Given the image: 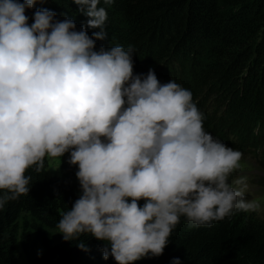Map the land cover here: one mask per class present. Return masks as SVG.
Masks as SVG:
<instances>
[{"label": "clouds", "instance_id": "9594fccd", "mask_svg": "<svg viewBox=\"0 0 264 264\" xmlns=\"http://www.w3.org/2000/svg\"><path fill=\"white\" fill-rule=\"evenodd\" d=\"M37 2L0 0V210L30 193L29 169L66 153L82 194L56 233L103 241L117 264L162 255L181 217L203 226L261 210L246 198L247 177L232 178L243 153L205 131L190 90L151 69L135 74L131 47L96 50L107 37L101 0H70L89 17L80 30L47 8L29 24ZM88 28L100 29L96 39Z\"/></svg>", "mask_w": 264, "mask_h": 264}, {"label": "trees", "instance_id": "16d2710c", "mask_svg": "<svg viewBox=\"0 0 264 264\" xmlns=\"http://www.w3.org/2000/svg\"><path fill=\"white\" fill-rule=\"evenodd\" d=\"M99 6L108 14L107 37L96 40V50L131 47L135 74L151 69L162 84L174 80L190 90L205 115V131L264 172V0H114L111 5L101 0ZM42 8L59 20L67 14L77 30L89 19L70 0H38L26 10L29 24ZM87 31L93 36L100 29ZM69 157H62L58 175L48 174L47 158L44 171L29 169L30 193L0 210V264H19V249L30 264H117L111 256L103 258V241L82 236L85 251L77 246L80 241L56 233L61 212L82 194L78 166L69 164ZM35 243L43 248L39 254ZM177 257L180 264H264V211L236 210L203 226L181 217L164 253L134 264H173Z\"/></svg>", "mask_w": 264, "mask_h": 264}, {"label": "rangeland", "instance_id": "374dc122", "mask_svg": "<svg viewBox=\"0 0 264 264\" xmlns=\"http://www.w3.org/2000/svg\"><path fill=\"white\" fill-rule=\"evenodd\" d=\"M50 169L59 168L58 170L48 171L49 175H58L60 173V165L61 160L59 158L52 159L50 162L48 161ZM243 168L242 170L237 171L233 179L239 176L247 177V182L249 185V190L246 193V198L256 199L261 202V210L259 212L264 211V172L261 170L260 166L253 161V159H242ZM33 251L36 254H39L43 251L42 246L39 243H35L33 245ZM16 257L18 259L19 264H30L28 256L26 255L23 249H19Z\"/></svg>", "mask_w": 264, "mask_h": 264}]
</instances>
